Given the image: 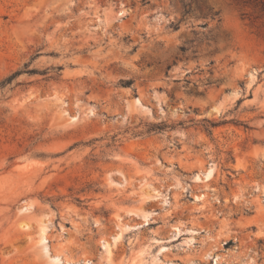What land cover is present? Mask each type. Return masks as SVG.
<instances>
[{"label": "rangeland", "instance_id": "1", "mask_svg": "<svg viewBox=\"0 0 264 264\" xmlns=\"http://www.w3.org/2000/svg\"><path fill=\"white\" fill-rule=\"evenodd\" d=\"M0 264H264V0H0Z\"/></svg>", "mask_w": 264, "mask_h": 264}, {"label": "trees", "instance_id": "2", "mask_svg": "<svg viewBox=\"0 0 264 264\" xmlns=\"http://www.w3.org/2000/svg\"><path fill=\"white\" fill-rule=\"evenodd\" d=\"M182 50L184 51L185 48L183 47ZM17 74H20V71H17L14 75H17ZM125 83H126V85H130L132 83V81L129 80V81H126ZM229 243H231V241Z\"/></svg>", "mask_w": 264, "mask_h": 264}, {"label": "bare ground", "instance_id": "3", "mask_svg": "<svg viewBox=\"0 0 264 264\" xmlns=\"http://www.w3.org/2000/svg\"><path fill=\"white\" fill-rule=\"evenodd\" d=\"M207 174V173H206ZM211 173H209V175H210Z\"/></svg>", "mask_w": 264, "mask_h": 264}]
</instances>
